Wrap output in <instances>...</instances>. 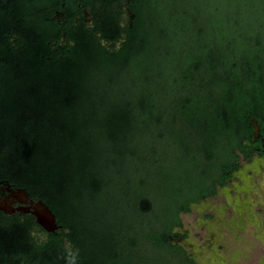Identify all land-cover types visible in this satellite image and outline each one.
I'll list each match as a JSON object with an SVG mask.
<instances>
[{"label":"trees","instance_id":"1","mask_svg":"<svg viewBox=\"0 0 264 264\" xmlns=\"http://www.w3.org/2000/svg\"><path fill=\"white\" fill-rule=\"evenodd\" d=\"M57 7L0 0V179L61 227L0 264H64L65 241L79 264H166L169 214L264 96V0H138L132 25L107 14L111 45L61 43Z\"/></svg>","mask_w":264,"mask_h":264},{"label":"flooded vegetation","instance_id":"2","mask_svg":"<svg viewBox=\"0 0 264 264\" xmlns=\"http://www.w3.org/2000/svg\"><path fill=\"white\" fill-rule=\"evenodd\" d=\"M86 1L59 0L54 17L64 28L61 43H74L67 37L70 31L94 33L102 44L111 45L113 41L101 38L107 14L122 29L136 17L138 0ZM233 129L231 147L217 151L219 158L209 164L208 175L195 181L182 200L185 208L169 214L166 264H264V96L248 104ZM40 202L0 179V242L14 243L28 225L32 238L44 242L50 231L37 220Z\"/></svg>","mask_w":264,"mask_h":264},{"label":"water","instance_id":"3","mask_svg":"<svg viewBox=\"0 0 264 264\" xmlns=\"http://www.w3.org/2000/svg\"><path fill=\"white\" fill-rule=\"evenodd\" d=\"M41 208L35 211L38 222L48 231H55L60 226L57 223V217L53 210L45 204L43 201L40 202Z\"/></svg>","mask_w":264,"mask_h":264},{"label":"clouds","instance_id":"4","mask_svg":"<svg viewBox=\"0 0 264 264\" xmlns=\"http://www.w3.org/2000/svg\"><path fill=\"white\" fill-rule=\"evenodd\" d=\"M80 249L73 245L71 241H65L60 258L64 264H79L80 262Z\"/></svg>","mask_w":264,"mask_h":264},{"label":"rangeland","instance_id":"5","mask_svg":"<svg viewBox=\"0 0 264 264\" xmlns=\"http://www.w3.org/2000/svg\"><path fill=\"white\" fill-rule=\"evenodd\" d=\"M162 259V258H161ZM163 264V263H162Z\"/></svg>","mask_w":264,"mask_h":264}]
</instances>
